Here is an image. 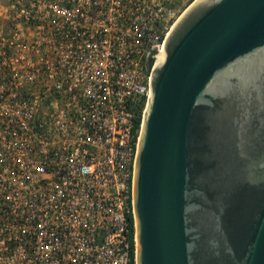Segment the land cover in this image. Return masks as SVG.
Here are the masks:
<instances>
[{"label":"built area","instance_id":"1","mask_svg":"<svg viewBox=\"0 0 264 264\" xmlns=\"http://www.w3.org/2000/svg\"><path fill=\"white\" fill-rule=\"evenodd\" d=\"M176 0H13L0 31V264H130L150 72Z\"/></svg>","mask_w":264,"mask_h":264},{"label":"water","instance_id":"2","mask_svg":"<svg viewBox=\"0 0 264 264\" xmlns=\"http://www.w3.org/2000/svg\"><path fill=\"white\" fill-rule=\"evenodd\" d=\"M135 264H264V0H194L150 72Z\"/></svg>","mask_w":264,"mask_h":264},{"label":"rangeland","instance_id":"3","mask_svg":"<svg viewBox=\"0 0 264 264\" xmlns=\"http://www.w3.org/2000/svg\"><path fill=\"white\" fill-rule=\"evenodd\" d=\"M12 1L13 0H0V31L6 32L9 29L7 22ZM192 1L193 0H176V19L192 4Z\"/></svg>","mask_w":264,"mask_h":264},{"label":"trees","instance_id":"4","mask_svg":"<svg viewBox=\"0 0 264 264\" xmlns=\"http://www.w3.org/2000/svg\"><path fill=\"white\" fill-rule=\"evenodd\" d=\"M194 1V0H193ZM192 1V2H193ZM191 2V3H192ZM133 241L131 242V255H130V264H134V253H133Z\"/></svg>","mask_w":264,"mask_h":264}]
</instances>
